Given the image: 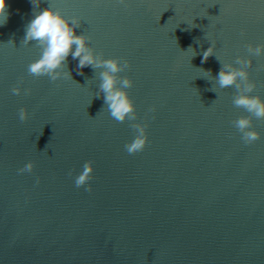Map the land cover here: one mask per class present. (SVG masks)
Masks as SVG:
<instances>
[{
	"label": "water",
	"instance_id": "obj_1",
	"mask_svg": "<svg viewBox=\"0 0 264 264\" xmlns=\"http://www.w3.org/2000/svg\"><path fill=\"white\" fill-rule=\"evenodd\" d=\"M7 3L0 264H264V119L252 118L259 139L246 144L235 87L215 86L222 63L264 44V0H40L80 18L77 34L104 58L130 62L119 75L133 81L137 120L123 123L95 95L100 69L78 75L69 56L72 79L28 73L40 55L22 43L32 4ZM252 59V94L264 97V55ZM133 123L147 125L148 141L129 154ZM85 163L90 191L75 185Z\"/></svg>",
	"mask_w": 264,
	"mask_h": 264
},
{
	"label": "clouds",
	"instance_id": "obj_2",
	"mask_svg": "<svg viewBox=\"0 0 264 264\" xmlns=\"http://www.w3.org/2000/svg\"><path fill=\"white\" fill-rule=\"evenodd\" d=\"M32 4V18L25 26V35L22 43L29 45L35 42L40 48L39 57L31 62L27 71L34 76H47L50 81L59 79H72L70 71H67V61L69 56L73 60H78L76 65L77 74L83 75L85 67L100 69L99 91L95 94L99 97L103 93V101L110 116L118 122L136 121V107L130 98L127 89L133 86V81L128 76L121 77L119 74L125 72L130 67V62L123 58H104L102 53H97L90 45V38L85 34H77L80 27V18L76 16L67 17L61 11L51 6L40 10V0H30ZM7 0H0V27L7 24L10 13L7 10ZM7 43L14 45L12 40ZM74 46V47H73ZM189 49H192L189 47ZM247 56L237 55L232 63H222V66L215 78L219 89L234 86L236 94L233 104L243 107L248 116H240L233 121V125L242 134L241 138L246 144H251L259 139V133L252 127V118L264 119V97L253 95L255 83L250 80L249 69L252 67V57L264 55V44L253 46L246 45ZM194 52V51H193ZM214 52L213 46L203 53V60L206 61ZM195 53V52H194ZM196 54V53H195ZM194 54V55H195ZM209 75V73H207ZM216 91L215 87L211 89ZM25 94H30L31 89H25ZM14 95L21 94V88L15 86L11 89ZM19 119H28V111L25 108L19 109ZM132 128L136 135L134 139L125 145L129 154L136 153L144 149L148 137L146 135V124L133 123ZM34 164L29 161L19 173L32 172ZM92 172L90 163H85L84 169L75 179L76 187L87 184V190H91V184L87 182L92 179L89 175ZM39 183V180H37Z\"/></svg>",
	"mask_w": 264,
	"mask_h": 264
}]
</instances>
